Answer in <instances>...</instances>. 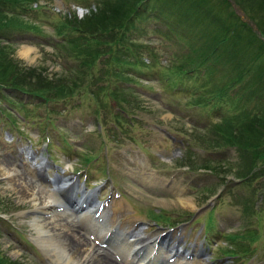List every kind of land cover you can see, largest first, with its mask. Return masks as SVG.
<instances>
[{"label": "rangeland", "instance_id": "1", "mask_svg": "<svg viewBox=\"0 0 264 264\" xmlns=\"http://www.w3.org/2000/svg\"><path fill=\"white\" fill-rule=\"evenodd\" d=\"M34 1L38 4L33 7L42 6L39 12L32 10ZM97 2L29 0L20 20L37 29L7 33L2 44L10 46L11 57L23 69H35L55 81L70 79L68 69L79 61L58 49L56 44L63 38L58 36L57 28L65 15L74 14L73 18L84 20ZM205 2L208 6L200 10L206 14L200 25L190 21L177 26L167 18L134 20L125 40L115 44L117 53L121 50L127 54L128 49L129 54L120 55L122 61L137 64L138 72H142L135 84H130L134 90L122 96L135 102V125L126 118L117 128L112 118L119 110L118 102L108 105V115L101 101L90 95L104 90V97L111 98L114 78L98 71L106 65L102 60L96 66V79H92L95 75L88 76L93 81L88 84L91 86L68 100L62 97L44 102L21 93L0 92V174L2 170L16 171L7 178L0 175V260L6 264H55V253L46 251L44 240L49 239L54 246L62 244L58 235L65 221L61 214H70L80 232L84 225L87 237L99 233L87 228L89 221H77V215L64 211V207L34 212L51 199L50 193L57 188L48 177H74L82 192H95L93 204L109 203L103 210L108 225L100 229L117 227L119 233L134 234L133 240L140 234L146 242L168 234L166 246L179 241L180 248L196 255H181L166 264H237L235 258L224 257L223 250L228 251L230 245L226 236L249 228L259 234V239L250 248L254 256L241 264H264V212L258 219L245 215L246 209L262 206L264 177L253 182L239 179V154L214 142L219 140L215 136H220L217 129L226 125L225 119L245 122L247 114L260 112L253 93L264 94V68L254 66V60L261 64L264 55L255 56L256 42L253 49L244 43L256 36L264 41V0ZM19 8L17 14L21 13ZM221 17L226 25L220 22ZM224 36L228 38L226 43L221 42ZM220 42L222 49L218 53L215 50L217 62L201 57L204 62L194 63L197 52L201 54L210 47L214 50ZM240 45L251 53L249 59L248 51L245 60L228 53ZM24 48L31 49L29 57L22 55ZM112 62L124 72L134 68ZM142 62L144 65H140ZM192 68L198 72H191ZM168 85L175 89L170 90ZM214 89L225 90L228 99L219 101ZM205 98L210 102L208 107L203 106ZM168 135L176 137V142ZM180 142L189 144L185 148ZM216 144L219 147H214ZM87 157L94 159L89 163ZM42 159L47 164L40 172ZM21 184L30 186L29 195L22 197ZM181 198H191L196 208L183 206ZM35 217L37 222H32ZM211 219L215 229L209 227ZM96 236L89 238L105 247L98 244ZM104 249L109 250L112 259L126 264L110 246Z\"/></svg>", "mask_w": 264, "mask_h": 264}, {"label": "trees", "instance_id": "2", "mask_svg": "<svg viewBox=\"0 0 264 264\" xmlns=\"http://www.w3.org/2000/svg\"><path fill=\"white\" fill-rule=\"evenodd\" d=\"M20 1L25 3H21ZM28 1L29 0H0V92L2 90H9L13 93L28 95L31 98L36 97L44 102L56 99L59 100L62 99V97L68 100L79 94L81 89L91 86L88 84L93 83V81L88 80L91 79V77L88 76L90 74L95 75L92 79H96V66L97 63L102 60L106 65L103 68L99 67L98 71H102L105 76H111V78H114L111 81L113 84L111 85L114 89L109 92L111 98L107 99L104 97L102 94L104 90L100 91V93L96 92L90 94L91 92H88L87 94L100 100L104 107L103 111L108 115L110 113L108 105L112 104V102H118L119 110L117 115H114L112 118L117 128L126 121L127 117L124 116V114L131 118L133 125L137 122L135 115L137 114V108L133 107L135 102L122 98V96L123 93H130L134 90L130 84H135V79H138L142 72H138L140 66L137 64L122 61L121 56L124 57L129 54L128 49L127 54L121 50H118L117 53V50L116 52L114 51L115 44L117 45L125 40L126 33L128 30L132 29L131 27L133 26L134 20L135 22H139L142 20L146 21L147 19L167 18L171 19L177 26H184L185 23L188 24L190 21L200 25L206 15L200 10L208 6L205 0H117L114 2L113 0H97V7L90 11L84 20H79L77 17L73 18L74 14H72L71 17L65 15L64 20L57 28L58 36L63 39H61V43H57L56 45L59 47L58 49L67 52L70 58L79 62L78 64H75V66L71 65L73 68L70 66L68 69L72 78L67 79L66 77H61L63 79L59 78L55 81L51 80L46 75L38 73L35 69H23L19 62L11 57L10 46L2 44L1 40H6L5 37L7 33H12L16 30L24 31L37 29L36 27H28L23 20H20L23 17V13L27 12ZM34 2H32L33 4L31 3L32 10L39 12L41 10L39 8L42 6L37 5L36 7H33L34 4H38ZM18 6L20 7L19 9H21L19 10V12H21L19 14L16 12L18 11V9H16ZM159 6L163 7L160 8ZM261 6H264V2ZM7 8H14L15 10L9 9L14 12V14L9 15L10 12ZM134 13L136 15L133 19L132 16ZM4 19L7 20L4 22ZM219 20L226 25V20L224 18L222 19L221 17ZM262 33L264 36V25L262 27ZM73 34H76L77 36L75 37ZM226 37L227 36L222 37L221 42L226 43L225 41L228 40V38L225 39ZM221 42L217 45L215 44V48L212 46L214 50L210 47L208 50L202 51L201 54H198L197 52V60L194 61V63L199 64L204 62L200 59L201 57H211L217 62L216 59L218 56L216 55L215 50L218 53V51L222 49L220 47V44H222ZM254 42H256L258 46L255 56L259 58L261 55H264V41H262V39L257 36L248 38L244 44L252 48ZM231 46H233V44ZM244 47L240 45L227 52L229 54L231 53L234 57L242 56L245 60L246 52L248 50H245ZM250 56L251 53L248 51L247 59H249ZM123 59L126 60V58ZM128 60H132V58L129 56ZM112 61L116 63L124 62L126 65H131L128 67L134 68H129V71L124 72L115 67V65H112ZM254 61H256L254 62V66L256 65L257 67H260V69L264 68V62L259 64L258 60ZM141 64H143V62L140 63V65ZM98 65L100 64L98 63ZM136 66L138 67L136 68ZM190 70L193 73L198 72L197 68H192ZM215 72L216 69L212 71V77ZM182 76L184 77V75ZM208 80L210 81V77ZM126 85L129 87L125 88L124 86ZM107 87L110 88L109 86ZM174 87L175 86L170 87L168 85L170 90L175 89ZM253 94L258 98L256 107H258V111L260 112L256 115L247 114V121L245 122L243 120L233 121L225 119V121H227L226 125L223 127L220 126L221 128L219 130L217 129V133H219L220 136L218 137L216 135L215 137L219 140L214 141L220 144L222 148H235L237 150L241 159L240 165L242 166V171L238 174L239 179H250L251 182L259 180V176L264 177V117L262 116L264 113V94ZM215 95H217L219 101L228 99L225 90H215ZM209 103L210 102L205 98L203 106L208 107L210 106L208 105ZM108 115L105 117L107 118V121L109 117ZM214 147H219V145L216 144ZM93 159L94 157H87V162L90 163ZM263 212L264 199L262 200V206L260 208L254 206L250 210L246 209L245 214L258 218V215ZM229 238L233 242V247H229V250L224 253L232 257L246 259L255 253V251L250 250V248L255 241L259 239V234L254 231H247L246 235L241 233L231 235ZM0 264L6 263L4 260H0Z\"/></svg>", "mask_w": 264, "mask_h": 264}, {"label": "bare ground", "instance_id": "3", "mask_svg": "<svg viewBox=\"0 0 264 264\" xmlns=\"http://www.w3.org/2000/svg\"><path fill=\"white\" fill-rule=\"evenodd\" d=\"M30 51H31V49L24 48L22 55L24 57H29ZM42 171H43V165L40 169V172H42ZM14 172H16V171H14ZM13 173H11V171H9V170L8 171L2 170V173L0 175L3 178H7V177L11 176ZM74 179L75 178H70V179H60L59 178L58 179V182H59L58 183V190H54L53 192H51L50 193L51 197H49L51 199L45 200V202H43L41 204L43 207H40L38 205L39 207H36V211H34V212H36V213L46 212L47 213V211H45V210L48 208L52 209V208H56L59 206H67L68 207L69 203H71V197L73 198L74 197L73 193H75L74 192L75 188H74V184H73V182H75ZM24 184H26V183H24ZM20 186L22 187V188L20 187L22 190L21 191L22 197L29 195L30 186L29 185L23 186V184H21ZM92 196L93 195H91V194H88V195L84 194V196L82 197L83 202L85 200H87L89 209L93 210L91 212L92 216L89 215L88 216L89 218H88V217H86L87 214H85L82 218H85V220L89 219L90 223H93V225L95 227H97V225L94 223L97 221L92 220V217L95 218V214L97 212H99V208L97 205H94L93 203H91V201H89L91 198H94V196L93 197ZM83 202H82V205H83ZM179 202L181 204H183V206H185V207L196 208L195 204L191 198H181V199H179ZM71 214H72V212H71ZM101 214H102L101 216H104L103 212ZM60 216H61V218H64V221H65V225L61 226L62 228L60 229L59 235H58V236H60V240H61L62 244H60L59 246H54L49 239L44 240L46 251H50V253H49L50 255L52 252L55 253V255L52 257L53 262L55 264H66V263H69V264H120V262L118 263L116 261V258L112 259V257L108 253L109 250L106 251L102 247L97 246L94 243V241L92 242L91 239L89 237H87L88 234L86 232L83 233V231L85 229L84 225L81 224L82 230L80 232L79 231L80 226L77 224V222H74V220H71L72 217L70 214H65V215L61 214ZM77 221L80 222V220H78V218H77ZM32 222H37V218L35 217V219ZM99 226H101V225H99ZM87 228L89 229L90 226H88ZM88 229H87V231H88ZM103 231H104V233L101 232L100 235L101 236L104 235V236H102V238H106V234H108L110 231H112V229L107 230V231L103 230ZM40 232H41V230H39L38 233H40ZM78 233L81 235H79ZM133 235L127 236V234H125V233H118V235L116 236V238H118V240H117V242L115 241V243H114L115 246L113 245L115 250H119V251H117V253H123L126 251L125 248H128L127 251H129V255L127 256L128 257L127 260H130L131 262L134 260H137V264H158L163 260L164 256H162V250H164V249L163 248L160 249L158 246L161 245V242L167 241L168 237L162 238L161 241L159 240L160 238H157V239H154L153 241H151L149 244H147L146 241L143 240L142 235L137 234L134 236L135 237L134 240H132ZM44 237H47V235H44ZM120 241H122L123 244L118 245V242H120ZM101 243H103V241H101ZM48 245H50V247H53V246L54 247L50 248V247H48ZM165 247H167V246H165ZM169 250L171 253L174 250H176V248L172 247ZM87 252H89L88 255L86 254ZM132 253H133V255L130 259L129 256H131ZM122 260H123V257H122Z\"/></svg>", "mask_w": 264, "mask_h": 264}]
</instances>
